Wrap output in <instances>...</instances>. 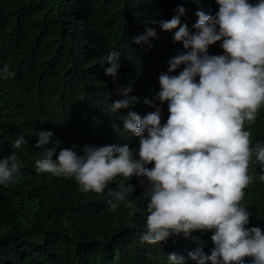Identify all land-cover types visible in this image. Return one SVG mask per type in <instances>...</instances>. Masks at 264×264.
<instances>
[{
  "label": "trees",
  "instance_id": "obj_1",
  "mask_svg": "<svg viewBox=\"0 0 264 264\" xmlns=\"http://www.w3.org/2000/svg\"><path fill=\"white\" fill-rule=\"evenodd\" d=\"M180 7L186 9L181 23L189 30L197 11H218L215 0H0V66L15 72L13 79L0 80V158L15 152L21 164L15 182L0 186V264H167L173 252L185 264H197L189 252L203 248L211 254V232L171 236L157 245L141 242L149 201L135 176L131 198L139 211L129 216L123 205L113 212L107 203L120 178L103 194L83 193L75 178L35 168L43 155L35 147L41 130L52 131L61 147L78 150L91 143L135 149L138 138L124 130L128 112L143 116L155 104L166 122L167 103L159 105L156 98L159 75L187 50L173 40L178 29L163 31L156 25V38L141 44L134 39L145 34L146 21H168ZM220 43L209 47L210 55L223 54ZM112 50L121 53L118 82L104 72L110 65L103 61ZM129 86V96L138 102L111 113V104L128 98L121 89ZM245 128L253 144L264 143V107ZM20 136L28 143L12 148ZM253 161L254 182L242 203L251 214L248 227L264 231V182L258 179L264 173Z\"/></svg>",
  "mask_w": 264,
  "mask_h": 264
},
{
  "label": "clouds",
  "instance_id": "obj_2",
  "mask_svg": "<svg viewBox=\"0 0 264 264\" xmlns=\"http://www.w3.org/2000/svg\"><path fill=\"white\" fill-rule=\"evenodd\" d=\"M215 2L214 15L195 13L193 30L181 23L186 9L180 7L179 15L168 21H146L145 34L134 39L141 44L156 38V25L163 31L178 29L173 40L187 50L172 58L159 75L156 98L159 105L167 103L166 122L162 123V107L155 104L154 111L143 116L128 112L124 130L138 138L135 149L128 144L61 147L52 131L41 130L35 147L43 155L35 168L75 178L83 193L103 194L120 178L108 192L107 203L113 212L123 205L129 216L139 211L131 198L136 186L130 181L135 176L149 201L141 242L157 245L171 236L187 239L197 231L211 232L210 255L203 248L188 254L197 264H245L247 259L264 264V231L248 227L251 214L242 203L245 189L254 182L249 174L253 157L264 173V143L253 144L252 133L245 128L246 123H255L264 107V0ZM217 42L223 54L210 55L209 47ZM120 56L112 50L103 61V66L110 65L104 72L113 82L119 80ZM14 77L7 65L0 66V80ZM132 91L123 87L121 94L128 98L115 101L109 111L138 102L129 96ZM27 143L20 136L12 148ZM20 167L15 152L0 158V186L14 183ZM258 179L264 182V174ZM167 264H185L184 257L168 254Z\"/></svg>",
  "mask_w": 264,
  "mask_h": 264
}]
</instances>
